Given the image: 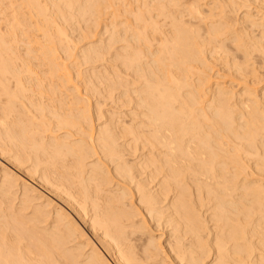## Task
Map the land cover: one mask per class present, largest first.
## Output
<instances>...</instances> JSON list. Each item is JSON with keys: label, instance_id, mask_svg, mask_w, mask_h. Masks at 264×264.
I'll return each instance as SVG.
<instances>
[{"label": "bare ground", "instance_id": "bare-ground-1", "mask_svg": "<svg viewBox=\"0 0 264 264\" xmlns=\"http://www.w3.org/2000/svg\"><path fill=\"white\" fill-rule=\"evenodd\" d=\"M22 1L29 19L44 16L40 28L73 18L72 6L79 23L108 15L105 45L126 43L113 82L133 107L101 112L95 80L110 72L85 82L46 27L48 59L34 61L36 34L22 53L14 36L33 22L12 12L14 41L0 32V150L65 199L112 260L69 212L2 170L0 264H264V0H51L54 18L41 0ZM102 44L84 60L101 58Z\"/></svg>", "mask_w": 264, "mask_h": 264}, {"label": "rangeland", "instance_id": "rangeland-1", "mask_svg": "<svg viewBox=\"0 0 264 264\" xmlns=\"http://www.w3.org/2000/svg\"><path fill=\"white\" fill-rule=\"evenodd\" d=\"M74 1H77V0H74ZM85 1V0H84ZM84 1L83 0H80V2L79 1H77V3L76 4H74L75 2H72V5L74 4V5H80L79 3H81L82 4V2H83V4L85 5V3L87 4V2L89 3V1H91V0H86V2L84 3ZM188 1H190V0H188ZM51 0L50 1H48V0H41V5L42 6H44V7H46L45 9H46V12H47V14H49V15H51L52 17L53 16H55L58 12H57V10L55 11V10H53L54 8L52 7V5H51ZM10 3H12V4H10ZM22 4V6H21V4ZM23 1L22 0H14V3H13V1H11V0H1V3H0V32L2 31V33H4L5 32V38L7 37V35L9 34V35H13V33H14V26H16L17 25V21H18V18H23V17H26V19L28 20V22L30 21V23H32V24H35V21L36 22H39V26L41 25V24H43V21L41 20V19H43L44 18V16H36V17H32L31 19H29L28 18V16H27V12H24V11H28V8H26L25 9V6H24V8H23ZM45 3V4H44ZM48 3V4H47ZM59 5H61V3L60 2H57ZM2 4V5H1ZM15 4V5H14ZM5 5V6H4ZM16 5L18 6V7H16ZM49 5H51L50 7H52V8H50L49 7ZM71 5V6H72ZM88 5L89 4H87V7H88ZM15 6V7H14ZM8 7V8H7ZM21 7V8H20ZM75 7V8H74ZM72 6L71 8H70V10L72 11V12H70V10H66L65 9V7H64V9L65 10H63V12H70V13H72V14H70V15H72L73 16V18L72 17H70V15L69 16H67V18H69V19H65V22H64V20H62L61 18H60V16L58 17V18H56V20L54 19V21H57L58 23H54L53 22V26L50 24V23H48V24H50V25H46L45 27H43V28H45L46 29V31L48 32V34H49V32L50 33H54L53 35L55 36V34H57L56 36H55V38L53 39L54 41H55V43H56V47L58 46V52H57V57H58V60H61V61H63V62H65V61H67V63H70V64H74V65H77L76 66V68H77V70H78V68H79V72L81 73L80 74V77L81 78H83V80L85 81V79H86V81H88L89 79H87L88 78V76L90 77L91 76V74H90V72L91 71H93L94 70V72L95 71H98V70H102V71H105L104 73H109L108 75H109V77H113V71L115 72L116 70H124L125 69V66H121L120 68H119V66H120V64H122L123 63V61H122V58H120L119 56H118V54H120V55H122V54H125V51L123 50V46L124 45H126V43L123 41H115L116 43H111V45L112 46H108V45H105V44H109V41H110V37H108V36H110L109 34L112 32V25H110L111 24V20L109 19L110 17L107 15L106 17H107V19H104V21L103 20H99V23H98V21H96L95 19H96V14H94V12H91V11H89L88 13V15H87V13H86V15L85 16H81L82 17V19H81V17H80V23H79V18H78V16H79V11H78V8L76 7V6ZM90 7V6H89ZM16 8H19V9H17L16 10ZM73 8V9H72ZM77 8V9H76ZM3 9V10H2ZM12 9V10H11ZM25 9V10H24ZM47 9H49V10H47ZM69 9V8H68ZM76 9V10H75ZM88 9V8H87ZM91 9V8H90ZM15 10H16V12H15ZM19 10V11H18ZM18 11V12H17ZM20 11H21V13H20ZM53 11V12H52ZM6 12V13H5ZM12 12H15L16 14L18 13L19 14V16H17L16 14H13ZM50 12V13H49ZM54 12H55V14H54ZM90 12L91 13H93V14H90ZM73 13H75V15L73 14ZM2 14V15H1ZM59 14V13H58ZM64 14H68V13H64ZM8 17H7V16ZM10 15V16H9ZM13 15V16H12ZM18 17H16V16ZM25 15V16H24ZM60 15V14H59ZM76 15H78V16H76ZM81 15V14H80ZM56 16H58V15H56ZM55 16V17H56ZM16 17V18H15ZM105 17V16H104ZM3 18V19H2ZM9 18V19H8ZM15 18V19H14ZM54 18V17H53ZM84 18V19H83ZM94 18V19H93ZM2 19V20H1ZM35 19V20H34ZM74 21H73V20ZM95 20L94 22H95V24H96V22H97V24H96V26H93V25H95V24H90V23H92L93 22V20ZM17 20V21H16ZM39 20V21H38ZM59 20V21H58ZM62 22H64V23H62ZM69 20V21H68ZM83 20V21H82ZM88 20H90V21H88ZM106 20H108L107 22H106ZM32 21V22H31ZM86 21V22H85ZM90 22L89 24H90V26L91 27H89V24H88V22ZM13 22V23H12ZM14 22H15V24H14ZM67 22V23H66ZM76 22H78V23H76ZM93 22V23H94ZM12 23V24H11ZM44 23H46V22H44ZM72 23V24H71ZM102 23V24H101ZM7 24V25H6ZM31 24V28L29 27V30H30V32L28 33V35L27 34H21L22 35V38H21V35L18 33V31L20 32V30H18L17 31V34H19V36H14V37H17L19 40H20V38H21V41H19L17 38L15 39V42H16V44L13 42L14 41V37L12 36V39H13V41L11 40V37L10 36H8V38H7V40L9 39V42H10V40L12 41L11 43L13 44H15V45H19L20 44V46L21 47H23V48H21V52L23 53L24 52V49H25V47L27 46V43L26 42H28V38L31 36L32 37V39L34 38V36H35V34H36V36H35V38L33 39V40H35L34 42H31L30 43V46H32V47H34L35 49H36V60H34V61H41V59L42 60H47L48 58H46L45 56L43 57V58H41L42 57V55H40L41 54V51L42 50H40L41 49V47H40V45L41 46H43L45 43H48V41H47V36H45V32H41V31H45V29H43V28H40L38 25H37V23L33 26ZM59 24V25H58ZM13 25V26H12ZM44 25V24H43ZM87 25V29L85 28V26ZM107 25V26H106ZM110 25V26H109ZM10 26H11V28H10ZM21 26V25H20ZM35 26H38V27H35ZM57 26H59V27H61L63 30H64V34L63 35H61V37L63 36V38H60V34L59 33H57L56 31H57V29H58V27ZM67 26H69V27H67ZM99 26V27H98ZM109 26V27H108ZM5 27V28H4ZM7 27V28H6ZM14 27V28H13ZM34 29H33V28ZM47 27H48V29H49V31H48V29H47ZM56 27H57V29H56ZM96 27V28H95ZM9 28L10 29H12L11 31H8L9 30ZM24 28V27H23ZM23 28H20L21 30H25V29H23ZM60 28V29H61ZM89 28H91L90 30H88ZM108 28H109V30H108ZM3 29V30H2ZM31 29H33V31L31 30ZM107 29V30H106ZM41 33H39L38 31ZM41 30V31H40ZM53 30V31H52ZM85 30H87V31H85ZM7 31V32H6ZM55 31V32H54ZM67 31V32H66ZM91 33V37H90V33ZM93 31V32H92ZM13 32V33H12ZM85 32V33H84ZM110 32V33H109ZM32 33V34H31ZM87 33V34H86ZM7 34V35H6ZM31 34V35H30ZM44 34V35H43ZM85 36H84V35ZM102 34V35H101ZM24 35V36H23ZM25 35H26V37H25ZM65 35V36H64ZM88 35V36H87ZM93 35V36H92ZM27 36H28V38H27ZM39 36V37H38ZM59 36V37H58ZM66 36H67V38H66ZM25 37V38H24ZM30 37V38H31ZM88 37V38H87ZM26 38H27V41L26 42H23L22 40L23 39H25L26 40ZM29 38V39H30ZM46 39V41L47 42H45V39ZM59 39H60V41H59ZM62 39H65V40H62ZM37 40H39V41H37ZM57 40V41H56ZM63 42H62V41ZM54 41H53V43H54ZM59 41V42H58ZM17 42H19L18 44H17ZM37 42V44H34V43H36ZM60 42H62L63 44H62V46L60 45L61 43ZM65 42V43H64ZM68 42H70V43H68ZM25 43H26V46H25ZM33 43V44H32ZM57 43H58V45H57ZM103 43V44H102ZM89 44L91 45V46H93L94 44L95 45H98V46H101V44H102V46L104 45V46H106L105 47V51L103 52V54H102V56H101V58L100 57H97V58H99V59H97V58H95V59H97V60H91V61H89V62H87V61H85L84 59H85V57L83 58L82 56H83V54L81 53L82 52V50H83V48H86L87 49V47H89ZM115 44V45H114ZM23 45V46H22ZM65 45V46H64ZM87 45V46H86ZM94 45V46H95ZM61 46V47H60ZM67 46V47H66ZM63 47H65V49H63ZM76 47V48H75ZM110 48V49H109ZM38 49V50H37ZM62 50H64L65 51V53H64V51H62ZM123 50V51H122ZM40 51V52H39ZM62 51V52H61ZM67 51V52H66ZM84 51V50H83ZM108 52V53H107ZM121 52V53H120ZM113 53V54H112ZM118 53V54H117ZM61 54V55H60ZM63 54H65V55H63ZM71 54V56L73 55V57H71V56H69L71 59L69 60V57H67L68 55H70ZM77 54V55H76ZM82 54V55H81ZM116 56H115V55ZM162 54H164V52H162ZM38 55V56H37ZM40 56V57H39ZM80 56V57H79ZM37 57H38V59H37ZM65 57H67L65 60H64V58ZM114 57H116V58H114ZM117 57L118 58H120V59H118L117 60ZM34 59V58H33ZM108 59V60H107ZM115 61H114V60ZM69 60V61H68ZM75 61H76V63H75ZM93 61V62H92ZM100 61V62H99ZM102 61V62H101ZM109 61V62H108ZM114 61V62H113ZM121 61H122V63H121ZM72 62V63H71ZM82 63V64H81ZM111 63V64H110ZM116 63V64H115ZM119 64V66H117ZM124 67V68H123ZM99 68H101V69H99ZM97 69V70H96ZM217 70H218V68L216 69V68H214V69H212L211 70V75H214V73H216L217 72ZM118 72V71H117ZM89 73V74H88ZM120 75L122 74V72L120 71V72H118ZM85 75V76H84ZM123 75V74H122ZM191 76H192V78H191V80H190V82L191 83H193L194 82V80H195V74H190ZM189 75V76H190ZM194 75V76H193ZM86 77V78H85ZM115 77H113V78H111V81L109 80L108 82H109V85L107 86V84H108V82L107 81H105V83H103L104 81H98L97 79L95 80L96 82V86L98 87H96V95H95V97H92V102H95L96 101V99L98 100L97 102L99 103L98 105L100 106L99 107V109H100V111L101 112H103L106 116H109V114H110V116L111 115H114V116H116L117 114L118 115H120L119 113H123L124 111L125 112H129L128 110H131L132 109V107H133V104L131 103L130 105L129 104H126V105H124V103H122L121 102V100H118V95H119V93H120V91L121 90H123V87H117L116 85H115V83L113 82V81H117V78H115ZM214 78V79H213ZM212 79V81H217V77H215V75H214V77H213ZM193 79V80H192ZM219 79H221V81H223L222 80V78H218V81L217 82H219L220 80ZM224 79V78H223ZM85 81V82H86ZM113 84H111V83ZM106 85V86H105ZM111 85V86H110ZM116 86V87H115ZM84 88V86H81L80 87V89H81V92L82 91H84L83 93H82V95L83 96H87V95H85V89H83ZM115 88H117V90L115 89ZM119 88V89H118ZM113 90V92H112V90ZM109 90V91H108ZM111 91V92H110ZM110 92V93H109ZM109 94V95H108ZM101 95V96H100ZM110 95H111V97H110ZM87 98V97H86ZM100 98V99H99ZM124 98V97H123ZM122 98V101H124L125 100V98L123 99ZM95 100V101H94ZM101 101V102H100ZM102 103V104H101ZM122 103V104H121ZM119 104V105H118ZM121 105H124V106H121ZM117 109V110H116ZM110 110V111H109ZM111 110H112V112H111ZM118 111V112H117ZM107 112H109V113H107ZM124 112V113H125ZM116 114V115H115ZM122 115V114H121ZM109 116V117H110ZM127 119H129V118H127ZM104 120H105V118H100V120L98 121V119H96L95 120V124H101V122L103 123L104 122ZM98 121V122H97ZM2 139L0 138V142H2L1 141ZM144 152H146V150H143ZM143 151H137V153L135 154V156H131V159H133V160H135V159H137V156H138V154L139 155H141V153H143ZM137 155V156H136ZM9 157V153L7 154V152H4V153H2V151L0 150V175H2L3 174V171L4 170H7V171H9V172H14L15 174H18V175H20V178H19V181H23V178L28 182V185H29V183L30 184H32L33 186H34V188H35V194H37V193H39L38 195H41V200L39 201V202H51L50 204H51V208H55V209H60V210H63V212H65V213H67V212H69L68 214L71 216V218H75L76 220H78V222L81 224V226H83V228H84V230L88 233V235L94 240V242H96V244L103 250V252L111 259V256L109 255V253L107 252V250H106V248H105V246H103L102 245V243L99 241V239L95 236V234H94V232L89 228V223L87 222V223H85L84 222V220L83 221H81V218H80V216L76 213V211H74L73 210V208L71 207V205L68 203V202H66V200L65 199H62V197L59 195V194H57V193H53V192H51L49 189H47V188H45V187H47L46 185H44L38 178H37V176L35 175V177L33 176V178L35 179H33L31 176H29L26 172H24V170H22L23 168H22V166H21V168H19V166H17V165H15L14 164V162L12 161V159H9L8 158ZM140 158V157H139ZM88 161H91V159L90 160H88ZM13 162V163H12ZM15 167V168H14ZM16 167H17V169H16ZM2 168V169H1ZM20 169V170H19ZM3 170V171H2ZM17 172V173H16ZM37 178V179H36ZM33 180V181H32ZM18 181V182H19ZM40 181V182H39ZM48 193V194H47ZM53 194V195H52ZM59 197H58V196ZM43 199V200H42ZM55 206V207H54ZM69 207V208H68ZM66 208V209H65ZM72 208V209H71ZM66 210V211H65ZM71 210V211H70ZM74 213H76V214H74ZM69 216V217H70ZM86 218H88V216H86ZM156 234H159L158 232H155ZM88 235H85V237L84 238H87V236ZM96 240V241H95ZM162 240H163V238H162ZM99 243V244H98ZM112 260V259H111Z\"/></svg>", "mask_w": 264, "mask_h": 264}]
</instances>
